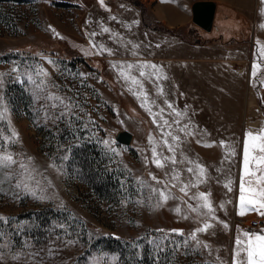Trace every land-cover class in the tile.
<instances>
[{
    "label": "rangeland",
    "instance_id": "rangeland-1",
    "mask_svg": "<svg viewBox=\"0 0 264 264\" xmlns=\"http://www.w3.org/2000/svg\"><path fill=\"white\" fill-rule=\"evenodd\" d=\"M193 1L0 0V155L17 161L0 167V264H232L238 230L264 229V215L253 225L257 216L232 213L224 228L200 207V193L240 189L246 134L264 129V2L213 0L204 30ZM182 39L227 42L232 67L248 73L236 145L169 135L195 113L191 102L189 112L166 109L159 74ZM201 112L220 118L232 106ZM121 129L128 143L114 139Z\"/></svg>",
    "mask_w": 264,
    "mask_h": 264
},
{
    "label": "crops",
    "instance_id": "crops-1",
    "mask_svg": "<svg viewBox=\"0 0 264 264\" xmlns=\"http://www.w3.org/2000/svg\"><path fill=\"white\" fill-rule=\"evenodd\" d=\"M185 19L184 17V20ZM181 45L183 46L181 47L182 53L172 54L169 55V57L164 56L165 59L167 58L173 64L168 65L169 68L166 66L162 70H159V74L164 76L166 82V94L168 95V106L166 109L172 111L176 106V108L182 111L189 112L193 110L190 108L191 102L195 113L189 116L188 123L183 121V123L180 124L183 126L181 128V133H177L178 131H176V133H172L171 136L178 137L179 139L176 141H193L204 144L206 142L213 143L218 140H225L232 141L236 145L240 135L238 118L242 111V102L247 85L246 77L248 76V73H245L243 68L239 66L238 68L232 67V63L234 60L238 61L239 56L229 52L227 42L223 43L222 41L191 43L182 39ZM185 47L187 49H184ZM195 50H205V53L193 52ZM160 81H162V79ZM206 102L213 105L225 103V105L232 106V114H223L219 118L209 113L207 119V114L201 112V103ZM169 105H171V107H169ZM168 115L173 117L171 114ZM169 116L168 118L172 120ZM230 116L235 119V123H232ZM192 119L196 121L192 122ZM201 121H203V123H201ZM249 122L251 121L248 120V123ZM187 124H190L193 128L185 126ZM201 125H203V128H201ZM194 126L198 131L194 130ZM188 133H191V135ZM217 134H220V138L216 137L218 136ZM232 151L235 152V149ZM219 152L221 153V151ZM205 156L212 157L213 155L205 154ZM262 167L264 168V166H261V168ZM253 172H255V175H252L255 176L254 178L258 175V177L264 175V173L257 175L256 171ZM263 183L264 181L259 184L257 183V185L247 187L246 189L252 188L255 189L256 192H259L260 188L264 187ZM246 195L254 194L246 193ZM205 196L213 210L211 214H208L207 209H205L208 216L207 219L212 220L213 218L214 221H219L224 228L227 223L229 226V219L232 213L235 216L243 218L249 215H260V212L263 211L260 209L259 204H257L256 209L258 210L246 211L244 215L238 214L240 211V189H238L237 184L221 189L218 194H215L214 198L209 191L205 192ZM255 198L259 199V197ZM241 231V229L238 230L236 238L241 234Z\"/></svg>",
    "mask_w": 264,
    "mask_h": 264
},
{
    "label": "snow or ice",
    "instance_id": "snow-or-ice-1",
    "mask_svg": "<svg viewBox=\"0 0 264 264\" xmlns=\"http://www.w3.org/2000/svg\"><path fill=\"white\" fill-rule=\"evenodd\" d=\"M264 2V0H262ZM264 27V25H262ZM105 32L108 31L107 28L104 29ZM131 68V65L128 66ZM153 68H155V65H152ZM255 67L256 65H253V75H255ZM47 75V73H45ZM141 76H144V72H140ZM133 83H136L135 80H133ZM48 99H57L59 100V97H51L49 96ZM60 103H63V100H60ZM55 106V105H53ZM171 107V105H169ZM63 115V114H62ZM167 123V122H165ZM183 130V129H182ZM191 135V133H188ZM15 135V133H13ZM171 135V134H169ZM174 141L178 140V137H172ZM259 141L260 143H256ZM105 144L108 143V141H104ZM223 143V142H221ZM259 149V152L264 154V129L260 130V134L253 135L251 132L246 134V138L244 140V159H243V173L240 178V211L238 214L244 215L246 211L251 210H258L256 209V205L259 204L260 208H264V187H261L259 192H256L255 189L252 188H245V176L248 175H255V172H252L249 168L250 163L255 161L257 164H264V155L256 156L252 155L253 149ZM169 151H172V147L169 146ZM153 156H156L155 150L153 151ZM158 167H162L163 165L160 163L159 159H156L154 161ZM173 163H175V159L172 160ZM17 161L13 159L11 154L4 153L0 155V167H7L9 165L16 164ZM21 168L24 167L23 164L20 165ZM197 168H199L200 173H203V168H201L199 165H196ZM189 172H192L193 169H188ZM261 173H264V168L258 169ZM155 179V177H153ZM175 178V177H174ZM264 181V175H261L257 183H261ZM249 183H251L249 181ZM17 187H20L19 184H17ZM181 191H185L184 188H181ZM246 193H253L254 195H246ZM34 194V193H33ZM186 194V193H185ZM164 199H167V197L164 196L163 193L160 194ZM200 196L204 198V203L200 206L204 209H207V213L211 214L212 207L208 203L207 198L204 193H200ZM259 197V199L255 198ZM192 211L196 212L198 211L197 208H192ZM260 215H264V212H260ZM209 227H211L210 224L205 223L203 228H197L196 232H203L206 231ZM227 227V225H225ZM176 231V230H174ZM243 237V238H242ZM192 239H196L195 232L192 234ZM236 248L233 252L232 256V264H264V230H261L259 233L251 232V231H245L241 235H238L235 240ZM115 259V257H113Z\"/></svg>",
    "mask_w": 264,
    "mask_h": 264
},
{
    "label": "water",
    "instance_id": "water-1",
    "mask_svg": "<svg viewBox=\"0 0 264 264\" xmlns=\"http://www.w3.org/2000/svg\"><path fill=\"white\" fill-rule=\"evenodd\" d=\"M215 2L213 0H194L190 5L191 20L204 30H209L212 23ZM131 132L126 129L117 130L114 139L120 143H128Z\"/></svg>",
    "mask_w": 264,
    "mask_h": 264
},
{
    "label": "trees",
    "instance_id": "trees-1",
    "mask_svg": "<svg viewBox=\"0 0 264 264\" xmlns=\"http://www.w3.org/2000/svg\"><path fill=\"white\" fill-rule=\"evenodd\" d=\"M140 13L142 14V9H140ZM143 23L145 24V25H148L149 27H152V28H155V29H164L165 27L163 26V25H160V24H157V23H155V24H149V23H147L146 21H144L143 20ZM178 36H179V34L178 33H176ZM204 40L202 39L200 42H203ZM195 42H197V41H195Z\"/></svg>",
    "mask_w": 264,
    "mask_h": 264
},
{
    "label": "built area",
    "instance_id": "built-area-1",
    "mask_svg": "<svg viewBox=\"0 0 264 264\" xmlns=\"http://www.w3.org/2000/svg\"><path fill=\"white\" fill-rule=\"evenodd\" d=\"M232 216H233V215H232ZM232 216H231V217H232ZM242 220H245V218H240V219H239V221H242ZM262 220H263L262 217L257 216L256 218H254V219H252L251 221H248V222H252L253 225H256V222H258V221H262Z\"/></svg>",
    "mask_w": 264,
    "mask_h": 264
}]
</instances>
